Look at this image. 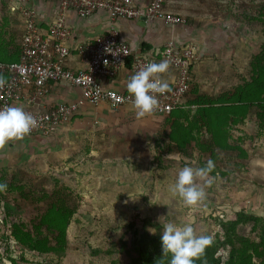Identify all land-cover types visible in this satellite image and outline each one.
Here are the masks:
<instances>
[{"label": "rangeland", "instance_id": "374dc122", "mask_svg": "<svg viewBox=\"0 0 264 264\" xmlns=\"http://www.w3.org/2000/svg\"><path fill=\"white\" fill-rule=\"evenodd\" d=\"M205 1L219 21L221 53L209 58L216 83L212 75L200 103L181 112L194 118L186 131L193 146L176 152L178 140L166 137L165 122L159 128L151 121L156 115L134 113L123 124L103 128L88 110V118L74 115L28 157L0 160V182L7 185L0 191V264H142L143 244H157L153 258L161 262L159 231L169 221L211 235L204 253L216 250L221 264H251L254 258L264 263L258 242L264 235V107L253 104L264 100V85L253 83L252 70L264 56V0ZM18 26L0 0V34L9 38V50L18 48ZM246 87L248 97L242 98ZM225 115L237 120L221 124L232 135L229 148L217 145L207 130L209 120ZM209 159L214 179L203 201L185 205L170 194L179 169ZM194 182L203 185L199 178ZM55 206L74 208L65 233L48 225ZM230 223L232 239L225 235ZM39 242V251L30 247ZM195 264L212 262L203 255Z\"/></svg>", "mask_w": 264, "mask_h": 264}, {"label": "built area", "instance_id": "2783aa9c", "mask_svg": "<svg viewBox=\"0 0 264 264\" xmlns=\"http://www.w3.org/2000/svg\"><path fill=\"white\" fill-rule=\"evenodd\" d=\"M33 1L3 0L8 11L22 22L23 32L18 60L0 62V80L3 81L0 85V107L24 101L27 90L30 93L28 102H35L47 94L49 83L62 82L78 88L83 101L89 106L105 105L110 111L121 107L135 110L128 91L106 90L100 82L113 78L127 60L131 74L147 62L167 60L169 66L166 72H173V82L165 93L156 94L158 106L147 114L167 116L185 109V97L191 89V68L198 60L197 51L191 44L177 47L168 42L158 58L147 57L132 53L129 45L111 26L104 34L75 46L74 51L84 60L82 69L73 70L65 65L70 54L65 45L70 37L65 23L67 11L74 10L83 17L104 11L112 24L117 19H134L141 15L148 21H161L171 26L184 24L185 19L181 15L166 10V0H143V13L136 7L135 0H55L56 16L45 32L38 26L36 11L31 6ZM77 110L75 103H59L36 112L25 110L37 120V126L27 135H53L69 123Z\"/></svg>", "mask_w": 264, "mask_h": 264}, {"label": "crops", "instance_id": "0c3cea01", "mask_svg": "<svg viewBox=\"0 0 264 264\" xmlns=\"http://www.w3.org/2000/svg\"><path fill=\"white\" fill-rule=\"evenodd\" d=\"M135 4L143 13L145 2L143 0H135ZM31 6L36 11L38 26L45 32L56 16V1L34 0ZM165 8L169 12L181 15L185 19L184 24L171 26L161 21H148L143 15L134 19H117L112 24L108 14L104 11H96L87 17L80 16L74 10L67 11L65 23L70 30V37L65 42V45L69 48L70 54L65 60V65L73 70L82 69L85 66L84 60L74 51L75 46L81 42L95 39L104 34L111 26L116 29L120 39L129 45L132 53L143 54L147 57L158 58L159 52L162 51L164 45L168 42L173 43L177 47L191 44L197 51L198 60L191 68V89L185 97V109H182V111L191 109L193 107L192 104L198 105L200 103L199 95H201V90H204L207 81L210 82L212 75H214L212 81L214 84L216 83V74L211 70V60L209 58L214 52L221 53L216 48L218 45V29L215 28V25L219 21L211 15L209 11L210 5L205 0H166ZM16 19L19 21L18 27L21 39L23 24L18 17ZM131 75L130 62L127 60L113 78L102 80L100 83L103 89L125 92L127 91L126 83ZM158 78L168 82L170 86L174 75L173 72H166ZM29 98L30 93L27 90L24 101L19 103L24 110L36 112L59 103H75L78 106L75 116L88 118L89 115L86 112L88 110L94 111L95 123L99 122L98 125L103 128L123 124L135 113V110L130 107H121L115 111H110L105 105L90 107L83 101L78 88L62 82L49 83L47 94L35 102H28ZM181 112L178 111L167 116L151 118V121L159 128L165 122L164 127L166 129L175 131L170 134L172 131L169 130V134L166 137L172 139L171 142L178 140L174 143L176 152H180L182 148L185 149L187 146H193L194 144L193 139L185 136V131H190L187 127L188 123L191 120L193 121L194 118ZM155 127L152 126V129ZM43 140H45L44 136L36 134L25 135L19 140H10L0 146V160H8L10 156L26 158L32 149L38 150L40 146L44 145ZM176 142L182 145L179 146ZM177 145L180 149H178Z\"/></svg>", "mask_w": 264, "mask_h": 264}, {"label": "clouds", "instance_id": "9594fccd", "mask_svg": "<svg viewBox=\"0 0 264 264\" xmlns=\"http://www.w3.org/2000/svg\"><path fill=\"white\" fill-rule=\"evenodd\" d=\"M168 61L147 62L142 68L132 74L126 88L132 98V105L138 117L144 116L158 106L156 94H163L169 89L166 81L158 78L157 74L168 69ZM3 81L0 80V85ZM37 126V120L22 105H5L0 107V146L10 140L22 139L31 129ZM214 169V162L209 159L203 166L192 167L185 165L178 170L174 183L168 191L185 205H194L205 199L204 188L211 186L214 177L209 174ZM195 178L203 181V185L194 182ZM7 188L0 182V191ZM155 233V229H149ZM160 232L161 264L164 256H170L168 264H195L201 258L206 247L213 242L211 235L194 232L191 224L183 225L169 221L163 224Z\"/></svg>", "mask_w": 264, "mask_h": 264}, {"label": "trees", "instance_id": "16d2710c", "mask_svg": "<svg viewBox=\"0 0 264 264\" xmlns=\"http://www.w3.org/2000/svg\"><path fill=\"white\" fill-rule=\"evenodd\" d=\"M1 1L3 2V0H1ZM9 43H10L9 38H7L5 36V34H0V62H6V63L15 62L19 58L20 42H19L18 48L14 47L13 50H11V48H10V50L7 49ZM252 70H253V72H255L254 74H256V76L254 77L255 80H253L254 81L253 83L257 87L263 86L264 85V56L257 58L256 65L252 66ZM245 84L249 85V81H247V83H245ZM247 88L248 87H246V90H244V92L242 93L243 94L242 98L248 97V89ZM259 92H260V90H259ZM249 94L251 95V93H249ZM262 103H264V100L257 99L253 104L256 105L257 107L263 108L264 105ZM178 111L181 112L182 110H176L174 112H178ZM227 115L218 116V118H216V119L213 118L214 120L213 119L209 120L210 122H207L208 123V129L207 130L210 134V137L213 138L214 142L217 145L223 146V144H224L226 148H229V144L233 143V141L231 140L232 135L226 129H224L223 125L227 123L226 122L227 120L231 121V123H236L237 120H235L234 118H230ZM240 118L243 120L244 115H241ZM259 118H260V115H259ZM222 123H223V125L221 128ZM185 136L190 137L191 135L186 132ZM176 143L178 144V142H176ZM178 145H177V147H178V149H180L179 146L182 144H180L179 146ZM239 149H240L239 147L234 148V150L237 152V154L243 155L244 153L242 152V150H239ZM64 191H66V190H64ZM73 212H74V208L71 210L70 209L66 210L65 208L55 206V208L51 212H49V216L47 219V220H49L48 225L52 229L57 231L58 234L65 233L66 229L68 228L69 223L71 222V219H73V216H74ZM219 223L225 224L224 221L223 222L220 221ZM227 227H228V225H227ZM229 229L231 231H226V232L224 231V232H225V235L227 236L228 239H232L231 237H233V234H234L233 224H231V223L229 224ZM258 242H259V246L262 249L263 255H264V235L259 239ZM39 244H41V242L38 243V246L32 245L30 247L36 249V251H39V249L42 247V246H39ZM147 245H148V247L146 246V244H143V246L140 245L138 247V252L140 253L139 255H140V259H141L142 264H161V262H156L155 259L153 258V255L155 254V252L157 250V244H155V245L147 244ZM52 249L53 248H46V251H52ZM216 253H217L216 250H214L210 254H209V252H205L203 255H204V257L207 258L208 262H212V264H221L220 263L221 256L216 255ZM162 264H165V263L162 262ZM251 264H264V263L261 259L254 258L252 260Z\"/></svg>", "mask_w": 264, "mask_h": 264}]
</instances>
